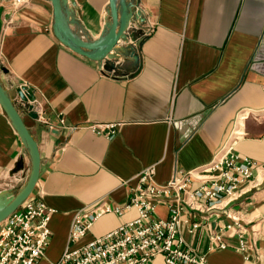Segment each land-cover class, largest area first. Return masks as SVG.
Here are the masks:
<instances>
[{
	"label": "crops",
	"instance_id": "0c3cea01",
	"mask_svg": "<svg viewBox=\"0 0 264 264\" xmlns=\"http://www.w3.org/2000/svg\"><path fill=\"white\" fill-rule=\"evenodd\" d=\"M136 2L152 29L142 36L126 26L102 61L58 38L51 0H0V85L38 146L30 196L41 189L54 209L45 253L54 252L50 264L67 246L74 214L102 201H128L135 175L148 165L155 166L157 183L210 162L225 147L237 163L264 165V0ZM61 9L88 40L98 39L111 20L108 0H68ZM21 86L33 101L21 100ZM28 104L37 117L29 115ZM59 118L68 125L121 124L106 137L86 128L51 130L44 122L58 127ZM250 167L253 180L240 197L195 212L190 218L198 225L191 232L188 222L181 223L185 241L209 264H264V175ZM30 168L28 148L0 103V194L13 192V176H23L17 192ZM198 184L192 181L190 189ZM133 216V210L103 213L70 246ZM154 216H168L163 201ZM240 232L251 245L244 251L237 248ZM214 234L225 247L211 240ZM150 264L166 263L157 255Z\"/></svg>",
	"mask_w": 264,
	"mask_h": 264
},
{
	"label": "built area",
	"instance_id": "2783aa9c",
	"mask_svg": "<svg viewBox=\"0 0 264 264\" xmlns=\"http://www.w3.org/2000/svg\"><path fill=\"white\" fill-rule=\"evenodd\" d=\"M123 1L132 12L127 31H137L142 36L148 34L153 23L146 18L142 7L136 0ZM13 2L20 5L26 0ZM100 67L104 69V63ZM44 122L51 130L73 132L86 128L106 137H111L121 124L91 121L68 125L63 118H59V126L55 127L47 119ZM251 165L254 169L260 168L264 175V165L247 159L237 163L229 147L204 165L175 173L165 183L154 180L155 166L148 165L135 175L136 184L128 201L112 205L102 201L74 214L67 246L59 259L51 264H150L157 255H161L166 264H209L205 254L185 241L180 231L181 223L188 222L191 232L198 225L190 218L195 212H206L222 199L231 201L240 197L243 187L253 180ZM23 181V176H13V192L17 190L16 185ZM192 181L199 183L194 189H190ZM42 198L41 189L33 196L29 194L16 211L0 222V264H37L45 255L50 238L48 221L54 209L46 205ZM162 201L168 207L166 218L154 216L156 205ZM130 210L134 211V216L115 229L78 247L70 246L103 213L123 215ZM242 236L240 232L237 248L244 251L251 245ZM219 239V234L211 236L218 247H225Z\"/></svg>",
	"mask_w": 264,
	"mask_h": 264
},
{
	"label": "water",
	"instance_id": "95a60500",
	"mask_svg": "<svg viewBox=\"0 0 264 264\" xmlns=\"http://www.w3.org/2000/svg\"><path fill=\"white\" fill-rule=\"evenodd\" d=\"M68 0H51L53 17H54V30L58 38L66 45L71 47L76 52L95 59L105 58L112 49L116 46L118 40L124 34L125 28L128 24L132 12L123 0H108L110 23L107 30L101 34L96 40H88L78 35L73 34L69 28L68 23H72L64 17L61 3H67ZM70 12V11H69ZM67 14H69L67 12ZM105 67V66H104ZM17 93L22 101H33L34 95L31 90L25 86L17 89ZM0 103L2 104L8 117L11 119L13 126L23 138L31 157V168L28 173L27 179L17 192H8L0 194V222L3 221L11 212L17 209L21 203L28 197L33 190L39 173L40 155L36 141L33 139L26 126L24 125L21 117L16 111L15 107L7 97L6 93L0 85ZM29 115L37 117L32 104L27 105Z\"/></svg>",
	"mask_w": 264,
	"mask_h": 264
},
{
	"label": "bare ground",
	"instance_id": "6f19581e",
	"mask_svg": "<svg viewBox=\"0 0 264 264\" xmlns=\"http://www.w3.org/2000/svg\"><path fill=\"white\" fill-rule=\"evenodd\" d=\"M68 28H69V30L73 33V34H75V35H78V36H80V37H82V35H81V31H80V29H79V27L77 26V25H75V24H73V23H68ZM103 60H104V58H103ZM102 60V61H103ZM18 209V208H17ZM17 209H15L14 211H16ZM13 211V212H14ZM13 212H11L10 214H12ZM9 214V215H10ZM9 215L6 217V218H8L9 217ZM5 220V219H4ZM2 222V221H1ZM64 251V250H63ZM62 251V252H63ZM62 254V253H61ZM61 256V255H60ZM59 259V258H58ZM57 259V260H58Z\"/></svg>",
	"mask_w": 264,
	"mask_h": 264
},
{
	"label": "rangeland",
	"instance_id": "374dc122",
	"mask_svg": "<svg viewBox=\"0 0 264 264\" xmlns=\"http://www.w3.org/2000/svg\"><path fill=\"white\" fill-rule=\"evenodd\" d=\"M132 55H133V54H131L130 57H129V56L126 54L125 56H128L127 58L130 59V58H132ZM125 56H124V58H126ZM107 59H109V58H107ZM107 59H106V61H107ZM47 249H48V247L46 248L45 253H47V252H46ZM52 255H54V252H52V254H51L50 256H48V257H47L46 254H45L46 257L43 258V259L40 261V263H39V261H38L37 264H50L49 261L52 260V258H53ZM53 262H54V261H53Z\"/></svg>",
	"mask_w": 264,
	"mask_h": 264
}]
</instances>
